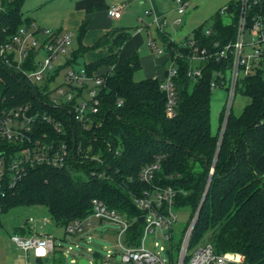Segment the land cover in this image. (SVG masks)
Listing matches in <instances>:
<instances>
[{"label":"trees","instance_id":"trees-1","mask_svg":"<svg viewBox=\"0 0 264 264\" xmlns=\"http://www.w3.org/2000/svg\"><path fill=\"white\" fill-rule=\"evenodd\" d=\"M23 1L1 0L0 43L22 25L31 23L21 11ZM235 1L226 5L234 13L230 23H223L217 12L209 26L212 30L209 36L202 24L191 37L206 46L231 41L237 19ZM252 9L261 10L264 15V1ZM85 32L83 23L76 35L77 49L68 55L66 65L77 66L79 58L88 51H106L83 66L88 74L103 77L96 115L100 125L84 132L70 120V113L64 112L61 115L64 128L73 127L79 136L75 144L80 148V162L71 161L68 168L61 170L45 166L29 169L13 188L0 191V216L16 208L43 207L54 224L64 228L89 215L92 201L98 199L108 208L135 218L141 213L133 206L131 195L138 188L148 187L139 184L135 177L142 166L157 162L160 168L154 175V183L176 189L178 207H189L192 215L196 214L191 245L211 232V243L217 252L236 253L246 264H264V81L259 75L240 81L238 89L250 102L238 116L230 111L219 138L223 109L218 132L212 134L210 83L217 72L227 71L229 62L209 60L203 65L202 77L193 81L186 76L189 62L178 59L173 79L176 104L174 115L169 117L158 79H134L141 69L138 53L132 52L121 60V49L131 34L125 32L113 40L105 34L93 45L84 46ZM156 40L168 57L173 58L177 51L184 55L188 52L165 32H157ZM102 67L105 73L99 74ZM18 76L17 71L0 61V90L19 100L29 99L31 93ZM47 110L56 115L53 109ZM90 156H97L103 164ZM103 170L108 171L106 179L92 175ZM128 178L134 181L128 182ZM14 230L26 236L33 233L28 225ZM140 230L137 222L131 225L130 231L135 234ZM62 248V244L56 243L51 264H66ZM94 256L95 262L98 256Z\"/></svg>","mask_w":264,"mask_h":264},{"label":"built area","instance_id":"built-area-1","mask_svg":"<svg viewBox=\"0 0 264 264\" xmlns=\"http://www.w3.org/2000/svg\"><path fill=\"white\" fill-rule=\"evenodd\" d=\"M263 1L234 2L237 8L235 34L224 45L217 42L210 46L200 45L191 36L186 42H176L187 48L188 52L184 55L177 51L173 58L168 57L170 59L165 75L159 84L166 96L167 116L174 115L176 91L173 79L177 75L178 59L183 58L189 62L186 76L193 81L202 77L204 63L209 60H224L229 62L227 71L217 72L210 83L211 90L226 86L219 133V138L221 137L240 81L252 75H259L264 81V15L261 10L253 12L252 9ZM173 2L176 4L173 22L179 25L182 23L186 3L182 0ZM125 9L126 3L112 4L107 9L106 17L110 21H118ZM145 13L152 15V24L157 32L164 33L166 22L160 21L152 10ZM220 13H227L231 19L234 15L228 6H224ZM211 32L210 27L204 31L206 36ZM73 37V33L41 29L30 23L22 25L7 41L0 43L1 63L8 69L17 71L18 78L31 93L29 99L19 100L17 96L10 97L6 91L0 90V191L5 187L13 188L29 169L45 166L61 170L68 168L71 161L80 162V148L75 144L79 136L73 127L70 130L64 128L61 116L64 112L70 113V120L84 132L100 125L96 115L99 113V92L103 77L90 75L83 67L77 69L66 64L65 67L58 66L53 70L54 64L62 55L68 57ZM148 47L156 54L164 52V47L154 39L148 41ZM59 73L62 83L58 86L51 85ZM47 109H53L57 116ZM89 158L103 164L97 156ZM159 168L157 162L146 164L135 177L139 184L148 186L138 188L131 195L133 206L141 213L139 216L129 218L126 213L110 209L103 201L94 199L89 215L74 220L63 228L65 236L89 238L93 221H96V226L103 223L117 226L119 229L114 242L116 248L114 253L112 247L106 250L105 262L119 257L121 264H246L243 257L236 253L217 252L212 243L192 248L190 242L196 214L178 239L173 236L176 210L182 207L177 205L176 189L154 183V175ZM95 174L100 178H108L107 170L92 173ZM130 181L133 182L134 178H128V182ZM140 218H143L141 223ZM29 222L34 223V220L30 218ZM135 222L141 226L138 235L130 231ZM158 237L164 241L163 245L158 243ZM9 238L24 253L33 252L36 257H49L56 247L54 238L47 233L28 236L13 233ZM75 247L79 246L75 244ZM92 249L90 246L86 252L92 253ZM70 252L71 247L62 248L64 258ZM72 256L71 263H77L78 259L84 257L91 264L81 254L72 252Z\"/></svg>","mask_w":264,"mask_h":264},{"label":"crops","instance_id":"crops-1","mask_svg":"<svg viewBox=\"0 0 264 264\" xmlns=\"http://www.w3.org/2000/svg\"><path fill=\"white\" fill-rule=\"evenodd\" d=\"M170 1L173 2V0H24L21 11L25 17L30 19L34 26L36 25L35 27L49 29L59 33H73V40L76 38L80 26L85 23L86 32L82 39V44L84 46H91L105 34H109V39L113 40L118 35L129 32L131 34V39L127 43H130L135 38L134 35L140 37L142 32L134 33V29L141 31L142 29L146 28L149 30L151 25L154 26L152 24V15H147L145 13L146 11H154L159 20L166 22L167 26V15H169L170 11L172 10V7H170ZM182 1L186 3V13V9L189 5L194 3V0ZM116 3H126V9L118 21H110L106 17V12L110 5ZM201 5H205L204 1H201ZM184 21H186V19ZM191 23L192 19L187 22V26H189ZM196 28H194L192 32ZM165 31L166 28H164V32ZM152 32V34L148 35V38L149 40L154 39L158 44V40H156V28H154ZM88 38L90 40H87ZM185 38L186 37H184V39ZM170 39L174 42H180L172 38ZM86 41H89V43ZM91 52L85 53L84 56H87ZM132 52L129 51L128 53L123 54V56H121V60H123ZM168 60L169 58L164 65V70L162 73L163 77L165 75V69L168 64ZM146 78L154 77L148 76L145 78H140L139 80ZM39 209V207H22L21 209L16 208L9 212V214L13 212V215H7L8 213L5 214V217L2 221L0 217V264H21L20 261H25V264H50L51 255L46 257L47 260L43 259L40 261L36 259V255L33 252L24 253L21 249L15 246L9 238L11 234L15 233V228L23 226L26 227L28 225L33 229V233L35 234L42 235L47 233L51 235L54 240H56L55 242L57 244H60L58 241L62 240L63 238L66 240L63 228L61 227V232L58 233L55 228L56 225L51 220L48 212L45 211L47 212V216L45 215L44 210L41 211L42 209ZM37 211H40V213ZM22 215L23 217H20ZM40 216H42V221L39 219ZM30 218L34 220V223L29 222ZM2 222L5 223V226L2 225ZM4 227L5 230L2 229ZM22 235L26 236V234Z\"/></svg>","mask_w":264,"mask_h":264},{"label":"rangeland","instance_id":"rangeland-1","mask_svg":"<svg viewBox=\"0 0 264 264\" xmlns=\"http://www.w3.org/2000/svg\"><path fill=\"white\" fill-rule=\"evenodd\" d=\"M201 1H204L205 5H201ZM232 0H194L191 5L188 6L186 9V13L182 15V23L179 25L174 24V18L176 17V4L170 1L172 7V10L170 11L169 15H167V26L165 33L169 36V38H172L176 41H180L184 39V37H190L192 34V30L199 26L200 24H205L206 27H209L212 23V19L214 15L217 12H220V10L226 6L228 3H230ZM220 18L223 23H230L231 22V16H229L227 13L221 14ZM186 19V21H184ZM192 19V23L187 26V22ZM36 26V25H35ZM155 27L151 25V28L148 30L146 28L142 29L141 31L135 30L134 33H139L140 37H137L134 35V39L130 42L125 44V46L121 49L120 57L123 56V54L128 53L129 51L137 52L140 58L141 62V69L137 71L134 74V79L139 80L140 78H145L148 76H152L160 82L162 80V73L164 70V65L168 59V54L164 51L162 54H156L153 50H151L148 47V35L152 34L153 29ZM49 30V29H48ZM170 34H169V33ZM137 35V34H136ZM137 37V38H136ZM182 38V39H181ZM87 40H90L89 38ZM72 42L71 47L69 48L68 55L77 49V38H75ZM89 43V41H86ZM158 44L161 46L160 41H158ZM91 52V51H88ZM87 53V52H86ZM105 54V50H97L92 51L87 56H82L79 58L78 65L74 68L83 67L85 63H89L93 61L95 58H98L100 56H103ZM67 56L62 55L58 61L54 64L53 70H55L58 66H64L67 62ZM113 69L116 68V66L112 67ZM51 70V72L53 71ZM109 68L107 69L106 73L108 72ZM99 74L105 73V68L99 69ZM56 80L51 83L53 86H58L62 83V76L59 73V76L55 78ZM40 85V84H38ZM226 86H219L212 90L211 93V101H210V127L212 134H216L219 129V117L222 110V107L224 105V102L226 100ZM250 102V99L242 94L240 90H237L235 93L234 101H233V107H232V113L236 116H238L243 108ZM38 208V207H36ZM41 211H46L45 208L39 207ZM21 209V208H20ZM22 211V210H19ZM10 212V211H9ZM7 215H13L11 214ZM40 213V211H37ZM18 215V214H17ZM45 215H47V212H45ZM48 216V215H47ZM192 211L189 207H182L176 210V220L174 223V232L173 236L179 238L178 236L182 233V230L186 227V225L191 221L192 218ZM5 215H1V221ZM20 217H23L20 216ZM37 217V216H36ZM42 221V216H40ZM40 221V222H41ZM96 221H93L92 227L90 229V236L89 238L86 237L85 239H78L72 236L67 235L65 241H58V243L63 245L64 249H67L71 247L72 252H76L77 254H81L82 256H85L92 264V260H94V255L97 254L98 260H96L95 264H121L119 261V257H116L115 260H111L109 262L104 261V257L107 255V251L103 249H92V253L86 252V249L89 246V243H96L99 244L101 247L104 248H113L112 253H114V249L116 248L114 246L115 237L118 232V227L109 224V223H103L100 226L95 225ZM5 223L2 222V225ZM37 225V224H36ZM35 225V227H36ZM56 231L58 233L61 232V227L56 226ZM5 230V227L2 228ZM212 240V233L208 232L206 233L195 245L194 247H200L207 245L211 243ZM56 241V240H54ZM157 241L160 245L164 244V241L158 237ZM13 243V242H12ZM14 244V243H13ZM75 244H77L79 247H75ZM15 245V244H14ZM16 246V245H15ZM17 250V248H16ZM72 252L65 255V263L66 264H77V263H71L70 260L73 258ZM18 253V251H17ZM79 258V257H78ZM21 264H25V261H20Z\"/></svg>","mask_w":264,"mask_h":264},{"label":"water","instance_id":"water-1","mask_svg":"<svg viewBox=\"0 0 264 264\" xmlns=\"http://www.w3.org/2000/svg\"><path fill=\"white\" fill-rule=\"evenodd\" d=\"M142 220H143V218H140L139 222L141 223ZM89 245L92 246L95 249H103V250H107L108 249V248L101 247L99 244H96V243H89ZM77 264H88V263H87V260L84 257H81L80 259H78Z\"/></svg>","mask_w":264,"mask_h":264}]
</instances>
